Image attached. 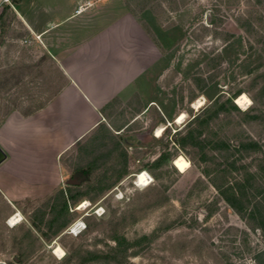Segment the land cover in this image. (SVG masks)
Here are the masks:
<instances>
[{"label": "rangeland", "instance_id": "rangeland-1", "mask_svg": "<svg viewBox=\"0 0 264 264\" xmlns=\"http://www.w3.org/2000/svg\"><path fill=\"white\" fill-rule=\"evenodd\" d=\"M30 1L0 0V14L8 7L0 42V119L13 108L40 106L60 84L42 43L24 26L21 10ZM117 1L136 15L149 10L164 30L184 29L175 66L161 84L165 102L174 96L175 118L187 117L177 125L165 107L168 124L156 108L138 118L143 107L137 99L109 103L105 127L62 157L64 189L77 187L81 194L64 228L54 235L60 222L37 217L43 202L18 205L23 217L16 216L21 221L14 227L6 224L11 231L0 263L264 264V0ZM241 95L249 106L235 104ZM201 99L203 105L192 108ZM161 126L165 131L155 138ZM189 133L198 146L184 141ZM128 136L140 144L125 145ZM179 156L191 165L185 173L172 165ZM141 172L151 177L146 187L137 184ZM71 180L78 184L68 186ZM221 191L237 197L235 208ZM84 201L89 206L77 211ZM23 227L30 238L23 240ZM13 238L16 250L8 254ZM19 248L26 252L20 263L14 260Z\"/></svg>", "mask_w": 264, "mask_h": 264}, {"label": "crops", "instance_id": "crops-1", "mask_svg": "<svg viewBox=\"0 0 264 264\" xmlns=\"http://www.w3.org/2000/svg\"><path fill=\"white\" fill-rule=\"evenodd\" d=\"M41 1L23 4L21 13L60 84L40 109L24 116L13 108L0 119L6 156L0 164V256L11 231L6 220L23 217L18 205L44 203L65 190L60 157L107 124L109 103L137 99L143 107L138 118L156 108L168 124L165 107L170 119L179 113L174 96L165 102L161 84L186 37L179 24L164 30L149 10L136 15L117 0L81 14L76 10L83 0Z\"/></svg>", "mask_w": 264, "mask_h": 264}, {"label": "trees", "instance_id": "trees-1", "mask_svg": "<svg viewBox=\"0 0 264 264\" xmlns=\"http://www.w3.org/2000/svg\"><path fill=\"white\" fill-rule=\"evenodd\" d=\"M183 5H184V3H182L180 7H182ZM173 11H177V9L174 8ZM7 12H8V7H5L3 9L2 13L0 14V42L3 39L4 30H5V26H4V23H3V18H4V15ZM45 102H47V100ZM43 104H45V103H42L40 106H37V107H32L31 106L26 111L21 110L19 107L16 108V109H18L21 112V114H23L24 116H27V115L31 114L32 112H34L35 110L40 109L43 106ZM6 114L7 113H5L3 116H5ZM101 126L105 127V125H101ZM101 126H99V127H101ZM190 137H191V133L186 135V137L184 138V141L185 140L186 141L187 140L191 141L192 139H190ZM191 143H192L193 146H198V142L197 141H191ZM67 152H65V153H67ZM63 155L60 157V162H61L62 166H63V164H62ZM160 160L161 159L159 157L157 162L159 163ZM79 172L83 173L85 179H88L89 176H90L89 172H86V171H83V170H80ZM73 186H75V185H73ZM75 190H77V187H68L67 190H60L53 197V198H55L54 200L52 198V199H49L46 202H44L45 204H44L43 209L37 212V215H38L37 217L40 218V219H44L47 215H49L50 217H53V219H52V223L53 224H56L57 222H60V225L57 226L56 230L53 233L54 235H57L64 228V226L66 224V221L64 222V216L67 214V211H68L69 207L71 205H75L78 202V200H79V197H80L81 194H79ZM226 194L227 193L221 191V195L223 196L225 202L227 204H229L232 208H235L233 202L237 201V197L235 195H231L230 196V195H226ZM50 223H51V221H50ZM31 227L34 228V229H38V226H37V224L34 221L31 223ZM23 229H25V227H23ZM25 230H26L25 231V237L23 238V240L27 239V238H30L31 235H32L31 231L29 230V228L26 227ZM16 242H17L16 238H13V240L11 241L13 249L10 250V251L8 250V254L15 253L16 249L14 248V244ZM18 244H19V242H18ZM19 246H20V244H19ZM18 250L21 251V254L15 256L14 260H18L17 262L20 263L21 262V256L23 254H25L26 252H25V250H21V248H19ZM6 253H7V251H6ZM0 264H4V263H0Z\"/></svg>", "mask_w": 264, "mask_h": 264}, {"label": "bare ground", "instance_id": "bare-ground-1", "mask_svg": "<svg viewBox=\"0 0 264 264\" xmlns=\"http://www.w3.org/2000/svg\"><path fill=\"white\" fill-rule=\"evenodd\" d=\"M202 99L201 100H199V101H197V102H195L194 104H193V106H192V108H194V109H199L202 105H203V103H202ZM236 103V105L238 106V107H240V108H245L246 106H249L250 105V100L247 98V96H245V95H241L239 98H237L236 99V101H235ZM187 117V115H186V113L185 112H182V113H180L176 118H175V124H177V125H181L183 122H184V119ZM168 127H169V125H168ZM165 131V126H161V127H159V128H157L156 130H155V132H154V137L155 138H160L161 136H162V133ZM172 165L180 172V173H185L189 168H190V163L186 160V159H184L182 156H179V157H177V158H175L174 160H173V163H172ZM145 174H142V175H140V177H139V182L137 183L138 185H140V186H144V187H146L145 185H146V183H145ZM89 206L88 205V202H86V201H84L76 210L78 211H80L81 210V208H83L84 206ZM18 221H19V219L15 216L14 218H12L11 220H10V222H11V224H13V225H16L17 223H18ZM74 231L76 232L77 230H76V228L74 229ZM72 234H74L73 232H72Z\"/></svg>", "mask_w": 264, "mask_h": 264}, {"label": "built area", "instance_id": "built-area-1", "mask_svg": "<svg viewBox=\"0 0 264 264\" xmlns=\"http://www.w3.org/2000/svg\"><path fill=\"white\" fill-rule=\"evenodd\" d=\"M8 0H4V2H7ZM95 0H88L85 3H82L76 10V14H81L83 13V11L87 10L88 8H91L94 5ZM145 174V186H148L151 183V177L146 173V172H141L139 175L136 176L137 178V183L139 182V177L140 175ZM96 214L98 215V211H96ZM15 216H18L16 213L14 215H12L8 220H7V224L8 226L12 227L11 225H9V221L14 218ZM99 216V215H98ZM19 218V217H17ZM21 221V219L18 221V223Z\"/></svg>", "mask_w": 264, "mask_h": 264}, {"label": "water", "instance_id": "water-1", "mask_svg": "<svg viewBox=\"0 0 264 264\" xmlns=\"http://www.w3.org/2000/svg\"><path fill=\"white\" fill-rule=\"evenodd\" d=\"M133 137L132 136H128V137H124L123 138V143L127 146H133L134 144L139 145L140 142L136 141V143H133ZM6 159V156L4 154V152L0 149V164L3 163ZM78 183L75 182L74 180H71L68 182V186H73V185H77Z\"/></svg>", "mask_w": 264, "mask_h": 264}]
</instances>
